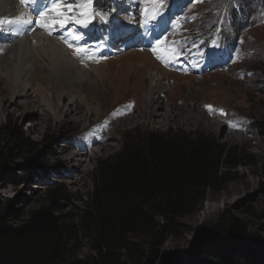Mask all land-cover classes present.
Wrapping results in <instances>:
<instances>
[{"label":"rangeland","instance_id":"1","mask_svg":"<svg viewBox=\"0 0 264 264\" xmlns=\"http://www.w3.org/2000/svg\"><path fill=\"white\" fill-rule=\"evenodd\" d=\"M133 1L90 0L89 26L69 25L54 35L76 59L101 63L100 74L90 72L72 87H47L17 106L7 103V92L0 94L7 109H0V198L9 205L8 221L22 225L40 212L62 226L66 260L94 255L93 231L79 221L98 161L115 155L129 134L183 131L223 146L230 161L221 168L226 182L220 190L208 189L195 211L176 218L175 232L160 247L141 239L139 250L122 253L123 264H198L201 252L216 243L204 232L229 218L264 240V137L252 127L264 119V0ZM148 58V67L141 68ZM128 63L135 64L132 75ZM150 72H156L155 95L165 120L141 115ZM89 86L107 89L106 99H121L106 111L111 121L93 144L98 152L87 157L84 172H75L70 161L89 133L83 129L95 120L81 115L95 103H80L79 113L69 115L62 107L69 94L80 101ZM83 148L89 153V146ZM230 258V264H264V256L254 259L237 246Z\"/></svg>","mask_w":264,"mask_h":264},{"label":"trees","instance_id":"2","mask_svg":"<svg viewBox=\"0 0 264 264\" xmlns=\"http://www.w3.org/2000/svg\"><path fill=\"white\" fill-rule=\"evenodd\" d=\"M252 127L264 137V119ZM192 136L183 131L129 134L115 155L98 161L90 201L79 221L93 231L95 253L84 259H65L69 249L62 226L40 212L22 225H12L9 205L0 198V264H123L122 253L139 250L141 239L160 247L175 232L176 218L195 211L208 189L220 190L226 182L221 168L230 161L223 146ZM4 148L0 140V174ZM203 236L216 243L201 252L198 264H230L234 246L254 259L264 256V240L238 218Z\"/></svg>","mask_w":264,"mask_h":264},{"label":"bare ground","instance_id":"3","mask_svg":"<svg viewBox=\"0 0 264 264\" xmlns=\"http://www.w3.org/2000/svg\"><path fill=\"white\" fill-rule=\"evenodd\" d=\"M89 2L90 0H0V94L2 92L9 94L7 103L17 106L22 99L29 101L32 95H43L50 86L72 87L75 83L80 84L87 80L90 72L100 74L101 63L86 64L87 62L76 59L72 53L64 49L63 42L56 40L54 36L55 33L67 29L69 25L76 24L85 28L88 25L85 15L89 12ZM149 62L151 61L148 58L139 66L146 68ZM128 64L132 75L135 64ZM123 67L124 65L119 69ZM150 73L152 84L144 99L141 115L150 120H165L167 114L162 111L159 98L155 95L158 89L156 72ZM178 85L182 84L178 83ZM95 86L86 87L80 101L72 94H67V103L61 106L69 115V113H79L80 103H87L88 100L95 103V107L87 105L86 111L81 115L86 119L88 115H94L95 120L90 121L83 129L89 133L84 142H80L75 157L70 161L75 172L83 171L81 167L87 157L94 156L98 152L99 146L94 147L93 144L103 139V131L110 124V118L113 120L116 116H110L108 121L105 118L106 111L115 107L121 99V97L106 99L107 89L100 87L97 89ZM144 88L143 82L137 93L139 94ZM87 96L90 98L88 99ZM4 102L0 97V109L7 110L3 105ZM38 105L41 106V103ZM45 110L47 111L48 107H45ZM93 125H96L95 129H91ZM84 146L90 147L89 153L83 151ZM209 208L211 207H206Z\"/></svg>","mask_w":264,"mask_h":264}]
</instances>
